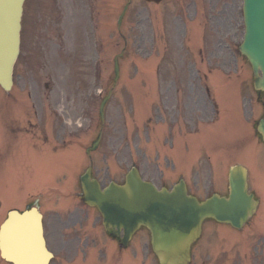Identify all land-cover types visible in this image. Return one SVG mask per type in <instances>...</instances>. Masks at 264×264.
<instances>
[{
  "label": "rangeland",
  "instance_id": "1",
  "mask_svg": "<svg viewBox=\"0 0 264 264\" xmlns=\"http://www.w3.org/2000/svg\"><path fill=\"white\" fill-rule=\"evenodd\" d=\"M127 2L129 8L120 30L122 37L117 20ZM240 5L239 0H165L159 5L145 0H106V52L100 54L104 60L102 77L98 78V69L92 68L98 54L88 47L75 59L72 68L66 58L64 66L61 56L52 59L50 68L55 73L57 89L50 98L52 104H45L44 113L49 115L57 106L64 109L60 116L64 125L59 117L54 122L57 142L72 141L85 153L84 149L98 135L100 104L110 93L103 136L93 154L95 175L104 185L111 180L124 182L126 173L135 164L145 179L159 187H172L183 174L189 190L204 199L214 191L227 193L228 169L240 162L249 171L251 191L264 201V164L253 154L254 150L259 151L255 127L264 117V92L254 90L251 65L238 50L244 33L242 16L236 15V7ZM126 43L115 84L114 57ZM217 76L233 79L240 88L234 86L242 101L240 107L236 97H231L237 128L227 126L221 132L213 121L216 116L210 100L216 102L218 93L215 91L210 96L207 91L208 84L214 89ZM37 78L38 84L28 87L26 93L30 89L38 94L47 92L44 83L49 80L45 74H38ZM23 88L21 81L14 92L19 95ZM99 89L104 91L101 97H97ZM30 98L26 123L35 120L36 100L33 95ZM224 104L228 101L224 100ZM83 106H88V120L80 118L88 115L86 110L81 114ZM51 131L50 125L48 136ZM193 135L192 141L180 142L182 153L191 157L180 162L172 153L180 139ZM47 141L54 140L27 135L28 145ZM193 143L198 146L196 152L192 150ZM74 155L68 153L60 158L58 153L27 149L26 160L19 165L17 173L15 165L12 166L7 188L1 186L0 193L11 203H22V197L28 194L27 198L32 200L38 197L47 214L54 215L58 226L70 214L85 221L88 208H83L76 194L81 192L78 174L89 166V160L80 151L77 153L80 162L71 160L70 156ZM175 162L178 165L173 170ZM91 212L90 216L100 221ZM206 225L204 237L193 246L191 264H264V216L238 233L226 224L209 221ZM94 231L102 234L109 246L107 257L99 261L101 264H110L109 256H114L111 264H125L128 256L137 257L128 264H159L146 228L136 232L123 258L117 254L116 241L101 226ZM74 257L78 256H59V263L72 264ZM81 262L80 256L76 264Z\"/></svg>",
  "mask_w": 264,
  "mask_h": 264
},
{
  "label": "water",
  "instance_id": "2",
  "mask_svg": "<svg viewBox=\"0 0 264 264\" xmlns=\"http://www.w3.org/2000/svg\"><path fill=\"white\" fill-rule=\"evenodd\" d=\"M23 2L0 0V84L5 89L12 85V69L19 54ZM244 19L246 31L240 51L252 64L255 87L264 90V0H244ZM259 131L264 137V119ZM229 182L228 197L213 194L199 202L187 194L183 180L172 191L159 190L144 181L135 167L127 174L124 185L111 182L104 190L92 178L91 168L82 176L85 201L98 206L106 228L112 227L118 235L123 230L122 242L126 245L132 234L146 225L152 232V246L160 264H187L191 243L200 235L207 217L242 227L256 207L253 195L248 194L246 169L241 165L232 167ZM10 216L8 231L19 247L13 256L6 257L15 264H48L50 256L37 210L12 212Z\"/></svg>",
  "mask_w": 264,
  "mask_h": 264
},
{
  "label": "flooded vegetation",
  "instance_id": "3",
  "mask_svg": "<svg viewBox=\"0 0 264 264\" xmlns=\"http://www.w3.org/2000/svg\"><path fill=\"white\" fill-rule=\"evenodd\" d=\"M105 26V0H26L17 76V83L22 81L24 88L21 95L7 93L6 102L9 103V98H12L15 104L20 105L25 103L26 96L33 95L39 122L37 128H41L44 102L55 96V73L50 68L52 59L57 60L61 56V65L64 66L66 58L69 68H72L75 59L87 47L98 54L106 52ZM100 62L104 63V60ZM38 74H45L49 80L44 83L47 92L38 94L30 89V93H26L28 87L38 84ZM23 123V117L20 119L18 114L4 117L8 133L0 145V161L10 155L11 140L16 139L23 131ZM8 211L9 208L0 202V224ZM70 222L77 223L75 220ZM81 226L84 227V224L81 223ZM45 234L50 250L54 256H58L55 249L57 229L49 216H46ZM1 256L0 249V264H4ZM52 264L58 263L54 261Z\"/></svg>",
  "mask_w": 264,
  "mask_h": 264
},
{
  "label": "bare ground",
  "instance_id": "4",
  "mask_svg": "<svg viewBox=\"0 0 264 264\" xmlns=\"http://www.w3.org/2000/svg\"><path fill=\"white\" fill-rule=\"evenodd\" d=\"M23 252V251H20V253ZM24 254V253H23Z\"/></svg>",
  "mask_w": 264,
  "mask_h": 264
}]
</instances>
